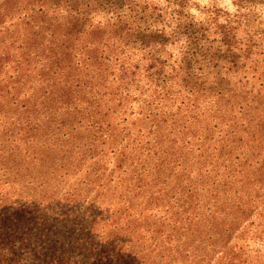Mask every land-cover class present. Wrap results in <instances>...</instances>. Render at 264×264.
<instances>
[{"label": "rangeland", "instance_id": "rangeland-1", "mask_svg": "<svg viewBox=\"0 0 264 264\" xmlns=\"http://www.w3.org/2000/svg\"><path fill=\"white\" fill-rule=\"evenodd\" d=\"M135 1L147 6L141 32L164 30L163 44L104 40L115 14L98 6L73 43L65 0H0V264H264V0ZM221 25L258 45L223 84L245 81L250 109L233 118L220 99L200 127L184 111L171 128L179 85L167 98L163 82L186 53L199 88ZM205 94L198 105L215 99Z\"/></svg>", "mask_w": 264, "mask_h": 264}, {"label": "trees", "instance_id": "trees-1", "mask_svg": "<svg viewBox=\"0 0 264 264\" xmlns=\"http://www.w3.org/2000/svg\"><path fill=\"white\" fill-rule=\"evenodd\" d=\"M74 2H75L74 0H65V5H66L65 7L68 12L67 20L65 21L66 29H67L68 34H72L74 36V37L69 36V40L70 41L72 40L73 43L75 42L74 40L80 39V36L82 35V30L84 33V29L86 28L85 24L88 21V18H87L88 13L91 12L90 8L93 7V9H96L97 6L100 7V9L102 8L101 10H104V9H107L109 11L111 10L113 14H115V17L113 18V22L109 24V26L112 27L113 30L109 32V35H107V37L104 40H109V38H112L113 36L117 38L131 36L135 32L137 33L138 36H140V40L138 39L140 41L139 44L142 45L144 48L150 44L151 45L156 44V43L163 44L165 41H167L168 37L166 34H164L163 32L164 30L161 31L160 33L158 32L150 33L151 37L149 33L145 34L146 32H141L142 22L145 23L144 15H145L147 6L146 5L141 6L135 0H87V3H85V5L82 8L78 6V2H75V3ZM71 3H74V4H71ZM90 26L92 25L89 24L88 28H91ZM218 29H219L217 33L218 38L217 39L215 38V41H214L216 43L215 48H212V46H209L204 50L205 59L207 61V71L203 72L200 75L202 77H201V81L199 82L200 83L199 88H197L198 85L196 86L198 76L193 73L191 63L189 62L190 59L189 58L187 59L186 53L183 57V61L181 65L177 67L178 70L175 73L174 77L168 76L166 79H169V81L163 82V86L161 87L162 93H163L162 95L165 97L167 96V98L171 94V89H172L171 84L173 83L172 79L175 78L176 76H177V80L175 81V85H179L178 91L180 92H178L179 94L178 93L177 94L180 97V103H179L180 105L177 106L176 112L170 113L169 111V115H171V119L168 120L169 121L168 124L171 126V128L173 126V123L176 120V116L179 115V118L181 119L184 111H185V120L187 118V114L190 111H193L194 124L197 125V128H198V125L200 127V117L204 115L203 110H206V111L210 110L211 107H213L214 104L220 99L223 100V105L225 106L227 111H231L236 108L232 114L233 118H235L237 115H242L244 113V110H246V108L250 109V107L247 106L248 103H244L242 100L241 101L239 100V97L245 98L246 96L254 92L252 88H249L247 86V83L245 81L239 78L234 84L233 89L223 88V84H224L226 76L228 75L232 77L238 76V69L243 67L242 66L243 63L250 60L248 54L251 53V51L256 50V48H258V45L255 44L254 42H251L250 40H245L239 37L238 31L234 26L221 25L218 27ZM101 30H102L101 26H98V25L91 28V32H93V34H97L99 38L102 37ZM198 31L189 33L188 46H190L191 44L193 45V47L198 46L196 41L192 42L199 38V35L201 34V33L199 34V32L201 31L199 32ZM178 33H180V31H179V28L177 27V30H173L171 32V37L174 38ZM143 34L145 35L143 36ZM96 41L91 40L90 43L88 42V43L83 44V48H87L89 49V52L94 53L95 52L94 42ZM194 44H196L197 46ZM192 55H199V54L198 52L197 54L194 52V54L192 53ZM151 57L152 56H150L149 58L150 60H151ZM89 58L92 59V56H89ZM130 68L136 69L137 67L131 66V64L125 65V63L123 62L120 64L119 69L121 70L122 75H124L125 77H127L126 75H128L130 78H132L133 76H132V72H130ZM222 73H224L225 77L221 76ZM236 87H239V90H238L239 93L235 95ZM202 89H205V91H207V94L205 95H208V96L213 95V97L215 98V99L209 100V104H205V105L197 104L198 96H196V92L197 90L202 91ZM189 95L191 98H189ZM236 97L238 99H236ZM194 100H195V103H193ZM166 101L167 100H165V102ZM236 101H238L239 103L235 104ZM254 101H258L262 103L264 101V92H261V95H257V99ZM217 103L222 104V102H219V101ZM189 104L195 105L194 110L190 109ZM200 109H201V112H200ZM149 111L150 112L148 116H151L153 118V125L156 126L157 121L158 120L160 121V118L157 115L158 113L157 112L152 113L151 110ZM161 114L166 115L168 113L167 111H162ZM163 121L165 122L166 119H164ZM182 126H184V124ZM202 129H203L202 135H204L205 132L208 131V120H207L206 125L202 127ZM186 131L187 130H184V127L181 128V133L186 132ZM225 131H226V134L236 136V132H234L231 129V126L229 125H227V130ZM245 131H248V130L244 129L243 133ZM225 139L227 140L222 145L223 146L222 150H223V153H225L228 156V154L229 155L231 154L233 147L234 149L237 148L235 144L239 142H237V139L235 137L232 139H229V138H225ZM239 141L242 142V138L239 137ZM202 142L203 143L202 144L200 143L201 147L199 148H201L202 150H206V148L203 147L205 145L204 139L202 140ZM231 145H233V147ZM226 160L227 162H231L233 161V158L226 157ZM195 165H196L195 169L198 168L200 171L201 167L199 168V166L201 164H195ZM236 171L240 172V169H236ZM205 172H207L206 176L209 177L208 174L210 173V170L206 168ZM237 212H239L238 209H237ZM241 220H242V215L240 217V221L238 225L239 230L241 229V224H240Z\"/></svg>", "mask_w": 264, "mask_h": 264}]
</instances>
